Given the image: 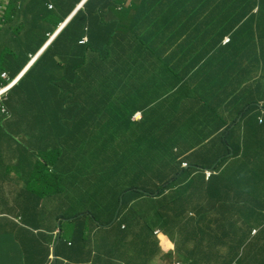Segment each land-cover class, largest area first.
<instances>
[{"label":"trees","instance_id":"trees-1","mask_svg":"<svg viewBox=\"0 0 264 264\" xmlns=\"http://www.w3.org/2000/svg\"><path fill=\"white\" fill-rule=\"evenodd\" d=\"M82 1L0 0V88L8 83L2 74L16 78ZM227 2H199L192 20L181 18L172 0H87L9 94L12 116L0 108V153L29 156L34 181L60 187L63 198L74 178L76 187H100L82 198H95L83 211L88 217L68 216L66 208L76 204L71 193L63 209L52 206L51 229L66 217L86 233L106 228L99 238L109 264H153L160 254L155 229L170 237L181 264H264V0ZM125 24L153 37L169 24L206 34L208 45L198 52L223 65L192 67L187 76L167 66L176 82L159 85L162 75L145 64L148 45H109L131 44L115 39L128 35ZM229 31L230 43L235 33L242 45H220L216 38ZM140 81L159 87L162 110L153 107L134 121L137 107L151 100ZM199 81L202 93L194 89ZM191 87L195 93L186 94ZM90 93L104 100L88 101ZM165 105L176 120L163 118ZM205 169L213 171L208 180ZM70 244H55L62 259L54 264H69L68 254L79 250Z\"/></svg>","mask_w":264,"mask_h":264},{"label":"crops","instance_id":"crops-1","mask_svg":"<svg viewBox=\"0 0 264 264\" xmlns=\"http://www.w3.org/2000/svg\"><path fill=\"white\" fill-rule=\"evenodd\" d=\"M235 13V12H234ZM152 16V15H150ZM158 17H163V15L158 14ZM238 17V14L234 15ZM149 17V16H148ZM238 19V18H237ZM127 26L128 35L126 34H117L115 37L116 40H121L127 43H110L109 45H148L147 49L154 51V55H152L147 49L145 53L146 63L147 65L155 66L154 76L161 78L158 79L159 85H163V81L167 80L168 83L166 86H172L176 82V78L170 80L168 76L164 73V69L167 66L180 67L181 70H184L182 76L190 75L188 74L190 71H194L196 66H201L207 63L211 65L221 66L223 63L219 61L218 57H213V54H204L202 52H198L202 46L198 45H208L207 39L205 38L206 34H195L190 35L184 33L180 27H174L169 24L167 27L158 28L157 34L153 37L150 32L145 31L143 35H137L136 26ZM132 31L137 37L138 42L136 43L129 33ZM231 32H227L223 38H230ZM187 35V36H186ZM223 38L217 37L220 45L222 44ZM237 41V42H235ZM144 42L145 44H143ZM230 43V42H229ZM225 45H242L239 43L238 35L234 33V39L230 44ZM103 45V44H99ZM248 45V44H245ZM134 50H137L138 47H134ZM157 54L158 56H155ZM211 55V56H210ZM210 56V58H208ZM138 61L142 62L141 57H138ZM150 58V59H148ZM145 60V59H144ZM158 66H163L159 68ZM151 67V66H150ZM192 74V73H191ZM86 78V77H85ZM185 79L180 80L179 82H184ZM140 86L142 87V94L145 93L149 99H151L146 105L138 106L136 113H146L149 110L151 111L153 107H155V112H161L162 105L159 103L161 99L158 98V93H162L159 91L158 86H153L150 83H146L144 81H140ZM81 92H85L86 88L83 84V78L80 82ZM195 91L202 93L204 91V85L199 81L194 86ZM183 92V91H181ZM184 93V92H183ZM142 94L138 97L139 101L142 99ZM95 97H100L104 100L105 96H94L90 93V95H86L85 98L89 101ZM132 98V97H128ZM108 103V102H107ZM143 107V108H142ZM165 109V114L163 118L168 122L169 120H176L177 115L174 113L173 109H170L167 105L163 106ZM140 108V109H139ZM119 109V108H117ZM116 109H114L115 111ZM107 114L111 115V113L106 109ZM114 114V112H113ZM112 114V115H113ZM182 120V118H180ZM160 139H155L153 142H156ZM8 157V156H7ZM4 161L5 158H0V264H50L52 261L51 252H50V235H51V223H52V213L50 212V208L35 207L33 208V199L26 198L21 200L20 204V217L18 213L14 212V204H12L13 214H4V211L8 210L6 205L10 203V200L7 198L9 195L11 199H15V203L17 202V196L19 183L17 181V172H11L4 170ZM7 178L11 182V189L5 190L4 187V179ZM18 206V205H17ZM38 212L37 217H34V212ZM65 231L71 237V240L77 242L79 245V250L75 251L76 255H70L67 253L71 259L69 264H109V258L107 255L109 253L105 249H101L97 247L96 241L103 231H94L91 233H85L88 237L87 242L82 240V225L81 223L69 222ZM47 237V239H46ZM167 240H169L167 238ZM104 247V246H103ZM98 251V253L96 252ZM62 259V258H61ZM84 262L82 263V260ZM163 256H157L154 259L153 264H164L165 262L162 260ZM98 262V263H97ZM66 263V260H63V264Z\"/></svg>","mask_w":264,"mask_h":264},{"label":"clouds","instance_id":"clouds-1","mask_svg":"<svg viewBox=\"0 0 264 264\" xmlns=\"http://www.w3.org/2000/svg\"><path fill=\"white\" fill-rule=\"evenodd\" d=\"M85 1V2H84ZM174 1L179 8V12L181 15V18H186V19H192L194 20L193 16H191V12L190 9L194 6H200L199 2L203 5L205 4H209L212 7L216 6V2L218 0H172ZM230 0H228L227 4L229 3ZM84 2V3H83ZM87 2V0H83L80 4L83 3L82 7L84 6V4ZM138 2V0H136V3ZM161 3V2H160ZM79 4V5H80ZM164 4V3H163ZM226 4V5H227ZM78 5V6H79ZM78 6L75 8V10L70 14V16H68V18L65 19L64 22H62L59 27L57 28V30L54 32L53 35L50 36V39L48 40V42L38 51V53L36 55H34L31 58V61L29 62V64L25 67V69L16 76V78H12L9 72H4L2 74V78L7 81L8 83L6 85H3L0 88V108H1V112L7 114L8 117L12 116V113H10L9 108L6 107L5 103L9 100V94L12 92V90L16 87V85L19 83V81L22 79V77L28 72V70L33 66V64H35V62L38 60V58L44 53V51L48 48V46L53 42V40L62 32V30L68 25V23L72 20V18L80 11L79 8L77 11L76 9L78 8ZM50 9L52 8V6L49 7ZM164 10L166 12V14H170L173 15V11L169 8V6H167L166 4H164ZM76 11V12H75ZM256 12V11H254ZM161 15H163V13H161ZM203 17H199L198 20H201ZM197 20V21H198ZM87 41L86 37H83V39L81 40V44L85 43ZM230 42V38L227 36L225 38H223L222 40V44H228ZM198 46H202L204 47V45H198ZM175 111V110H174ZM142 117L141 113H134L132 119L134 121H138L140 120ZM260 122H262V120L260 119ZM48 141L54 146V148L58 151L57 146H56V141L53 142L50 139H48ZM58 141V140H57ZM59 152V151H58ZM60 153V152H59ZM8 156V157H7ZM4 157L5 161H4V170L8 171L9 173L11 172H17L18 176H17V181L20 184V180L22 182H30L29 184L25 185V186H19L18 188V193L16 194L17 196V202L15 203V199H11V196L9 195V197H7L10 200V203L6 205V208L8 210L4 211V214H13V211H11L12 209V204H14V212L15 214L18 213V216L20 217L21 211H20V204H21V200L22 199H26V198H31L33 199V208L35 207H42V205L45 208H51L56 207L58 209H63L64 205H68V197H69V193H72L74 188H76V179L74 178L73 180L71 179L69 181L68 184V189L66 190L67 192V196L63 198V191L59 190L58 187H56V189H51L46 182H43L42 184H40L39 182L34 181V175L35 172L33 170L34 167V163L35 161H32V163L30 162L29 156L26 159H23L22 161L19 159V156H14L12 154H5L2 150L0 153V158ZM90 156H84L82 157V160H89ZM186 163H182V167H186ZM206 172H210V176L208 177ZM213 174V171L209 170V169H205L204 170V175H206V180H208L211 175ZM19 177V179H18ZM4 187L5 190H10L11 189V182L9 179L5 178L4 179ZM89 192V191H88ZM88 192H83V193H78L77 196L75 197V202L76 204L70 206L69 208H66L68 210V216L72 215V214H78L80 212H75V209L79 206H83L85 207V209L87 210V208H89L90 206L88 205H92L94 204L93 201H91L94 196L89 194L88 198L86 197L85 200L82 199L84 197V194L88 193ZM41 195V198L38 199V201H35V195ZM33 195V196H32ZM97 198V197H96ZM70 201H72L70 199ZM74 201V200H73ZM138 201V200H137ZM136 201V202H137ZM135 202V203H136ZM18 205V206H17ZM91 210V209H89ZM82 213V217H88V215L84 214L83 211ZM78 216H80V214H78ZM21 218V217H20ZM67 218V217H66ZM65 219H59L56 222V228L54 230H51V235L50 237V252H51V258L52 261L50 264H54V261H60L61 257L60 256H55L54 255V248H55V244L61 239L63 238V241L67 243V248H71L72 245L70 244L73 240H71V237L69 236V234L65 231V228L67 227L69 222H72V220H66ZM53 229V228H52ZM106 228H101L99 231H104ZM260 229L259 228H255L252 231V236H256L258 234V231ZM85 231L82 229V236L84 235L86 238H88L85 235ZM153 235L157 241V245L158 248L160 250V254L156 255L155 258L157 256H163V261L165 262L164 264H181V261L178 260L176 251H174V244L172 242V240L170 239V237H168L167 235L163 234L159 229H155L153 231ZM162 238L166 239V242L169 244V247H165L162 245ZM167 238L169 240H167ZM47 239V237H46ZM75 248L79 247V245L77 244V242L73 241ZM96 245L97 247L100 248V250L103 248L102 245V240L100 238L97 239L96 241ZM98 253V251H96ZM77 253H75L73 255H76ZM154 262V261H153Z\"/></svg>","mask_w":264,"mask_h":264},{"label":"rangeland","instance_id":"rangeland-1","mask_svg":"<svg viewBox=\"0 0 264 264\" xmlns=\"http://www.w3.org/2000/svg\"><path fill=\"white\" fill-rule=\"evenodd\" d=\"M177 70L180 72L181 75H182V73H184V70H181L180 67H178ZM192 88L193 87H191V90L186 92V94L193 95L195 92L193 91ZM5 153H7V152H5ZM18 179H19V177H18ZM30 182H32V181H30ZM30 182H22L20 180L19 186H25V185L29 184ZM58 188L61 191V188L60 187H58ZM99 188L100 187H98V186H92L91 184L88 185L87 183H84L83 185L77 186L76 188H74L73 192L71 193L70 199L72 200V198H75L76 197L75 194L88 192V191H91V190H98ZM73 195H74V197H73ZM73 202L74 201H71V203H73ZM85 210H86L85 207L79 206V207H77L75 209V212H82V211H85Z\"/></svg>","mask_w":264,"mask_h":264},{"label":"bare ground","instance_id":"bare-ground-1","mask_svg":"<svg viewBox=\"0 0 264 264\" xmlns=\"http://www.w3.org/2000/svg\"><path fill=\"white\" fill-rule=\"evenodd\" d=\"M162 245L165 246V247H169V244L166 242V239L165 238H162Z\"/></svg>","mask_w":264,"mask_h":264},{"label":"water","instance_id":"water-1","mask_svg":"<svg viewBox=\"0 0 264 264\" xmlns=\"http://www.w3.org/2000/svg\"><path fill=\"white\" fill-rule=\"evenodd\" d=\"M84 2H85V1H84ZM84 2H83V3H84ZM83 3H82V4H80V5L78 6V8L76 9V11H77L79 8H81V7H82ZM76 11H75V12H76Z\"/></svg>","mask_w":264,"mask_h":264},{"label":"built area","instance_id":"built-area-1","mask_svg":"<svg viewBox=\"0 0 264 264\" xmlns=\"http://www.w3.org/2000/svg\"><path fill=\"white\" fill-rule=\"evenodd\" d=\"M207 173V175H208V177L210 176V172H206Z\"/></svg>","mask_w":264,"mask_h":264}]
</instances>
